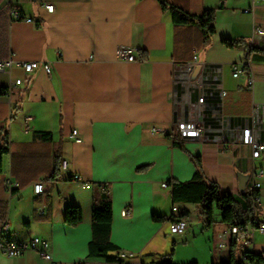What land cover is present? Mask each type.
<instances>
[{"label": "crops", "instance_id": "1", "mask_svg": "<svg viewBox=\"0 0 264 264\" xmlns=\"http://www.w3.org/2000/svg\"><path fill=\"white\" fill-rule=\"evenodd\" d=\"M167 1L192 15L214 9L210 40L195 24L176 25L158 0H0V59L52 68L50 74L0 71V133H8L10 144L0 175V233L17 241L46 238L60 264L151 263L170 253L177 263L228 260L230 244L218 247V235L229 228L221 210L214 209L208 225L200 205L173 201V184L196 172L191 156L200 157L207 179L240 200L238 173L250 175L247 189L252 174L263 170L255 176L261 183L255 214L264 221V155L252 157L245 132L264 139L263 0ZM14 9L31 20L17 18ZM120 46L141 58L119 60ZM194 55L199 84L190 79L194 68H186ZM236 64L253 73L252 88L245 74L233 76ZM17 78L24 81L10 88ZM197 122L202 135L192 131ZM74 129L81 141L71 136ZM105 193L112 202V253L131 251L133 259L89 256L92 210ZM71 204L82 209L76 226L65 221ZM185 212L188 229L171 233L170 222ZM155 213L167 219L155 220ZM248 233L236 247L238 258L244 251L264 253V233L256 225ZM197 239L209 245L203 258L187 249ZM185 255L190 258L179 260ZM52 263L31 250L15 257L0 251V264Z\"/></svg>", "mask_w": 264, "mask_h": 264}, {"label": "trees", "instance_id": "2", "mask_svg": "<svg viewBox=\"0 0 264 264\" xmlns=\"http://www.w3.org/2000/svg\"><path fill=\"white\" fill-rule=\"evenodd\" d=\"M164 11H168L172 21L176 25H197L203 33L205 41H209L215 29L214 9H207L201 15H192L184 9L169 3L167 0H158ZM22 17L23 14L21 13ZM228 46H234L237 42L225 40ZM8 90V87L5 88ZM47 135V133L45 134ZM173 140V143L181 146L178 138L172 134H166ZM9 136L7 132L0 133V175L3 172V156L9 152ZM60 158L56 155V160ZM196 164V172L193 177L184 182H175L172 187V198L174 202L194 203L202 208L203 216L208 225L214 221L213 212L217 208L223 214V223L228 227L240 226L245 234L249 226H255L257 222L255 210L256 202L259 200V191H244L242 193L243 200H240L236 195L222 191L220 185L206 178L204 175L201 159L198 156H191ZM59 163V161H58ZM61 164V163H60ZM59 172V164H57L51 178L57 179ZM187 212L182 214L184 218ZM153 218L155 220H165L166 216H160L156 213ZM173 219V216L170 217ZM82 220V209L77 204H71L65 209V221L71 226H76ZM93 220V238L89 242V256L106 259L107 262H119L121 258L118 254H113L112 251L117 249V246L110 240V231L112 226V202L108 194L103 195L100 203L95 204L92 210ZM237 243L231 242V256L228 260L215 262L219 264H264V253H254L252 251H244L241 258L236 254ZM152 264H199L192 261L187 263H177L172 259V253L166 254L159 262ZM214 264V263H213Z\"/></svg>", "mask_w": 264, "mask_h": 264}, {"label": "built area", "instance_id": "3", "mask_svg": "<svg viewBox=\"0 0 264 264\" xmlns=\"http://www.w3.org/2000/svg\"><path fill=\"white\" fill-rule=\"evenodd\" d=\"M264 4V0H263ZM47 9L49 11H53L54 5L48 3L46 5ZM246 11H249L246 9ZM14 16L17 18L25 19L27 21H30L31 18H26L22 17L21 13L18 10H13ZM261 33H264V29H259ZM117 57L121 61H136L141 58V55H139L136 50L130 46H120L117 49ZM197 64V56L194 55L193 60L189 62V64L186 66L188 72H191L192 69L195 67ZM14 67L21 68L23 71L26 73L30 74L34 72L37 69H43L46 73L50 74L52 72L51 65L47 62H41L37 60H31V61H16L12 59L11 57L5 58V59H0V71H11ZM232 74L233 76H239L242 74L246 75V80L249 88H252L254 85V76L252 72H249L246 67L240 66V65H234L232 67ZM24 81L23 78H17L12 84L10 85V88L13 84H21ZM192 83L199 84L201 82L200 78H195L194 80H191ZM226 94L225 91L221 93L222 96ZM31 117L28 116L25 120L26 122V128L29 129V119ZM189 125L185 124V127L183 125V129L187 128ZM192 131L195 133L201 134L203 133V125L201 122L194 123L192 125ZM250 128L247 127L245 130L246 132V141L251 146V155L253 158H260L264 155V139L261 140L259 138L254 137L252 134L249 137L248 133L250 132ZM71 136L76 140V141H81V137L78 133V130L74 129L71 133ZM64 166H67V163H64ZM263 170L260 172H254L252 174L253 176V181L251 185L245 189L244 191H259L261 188V183L255 179V176L257 174H262ZM72 179L74 180H81L80 176L78 174L72 175ZM7 187H12L13 183H7ZM40 183L35 184V191L37 193L40 192ZM163 187H167L168 183L163 182L162 183ZM242 191V193L244 192ZM259 199V198H258ZM129 213L128 209H124L122 211L123 215H127ZM7 226V225H6ZM5 228L7 229V227ZM256 226L264 233V221H257ZM189 227V221L185 218H177L174 219L170 222L169 224V229L170 232L173 234H181L184 233ZM248 231L244 234L242 232V228L240 226H232L229 227L227 231L222 232L218 235V247L223 248V244H230L231 242H235L237 244H243L246 243L248 240ZM35 251L40 257L49 259L53 263L52 264H60L56 261L53 260L52 253L50 251V243L49 241L41 236H35L32 237L31 239L27 241H17L13 238H11L7 234V230L3 231L0 233V251L6 255L7 257H15L24 254L26 251ZM118 256L121 258V260H126V259H133L137 257V254L131 251H126V250H118L117 251ZM151 263H143L142 261L133 262L130 261L129 264H152ZM214 264H219V263H214Z\"/></svg>", "mask_w": 264, "mask_h": 264}, {"label": "rangeland", "instance_id": "4", "mask_svg": "<svg viewBox=\"0 0 264 264\" xmlns=\"http://www.w3.org/2000/svg\"><path fill=\"white\" fill-rule=\"evenodd\" d=\"M257 205H258V203H257ZM202 241H203L202 239L201 240L197 239L196 242H193L192 246H189L187 248L191 252H194V253L198 254L197 256H199V258H203L201 256H203L204 254H206V252L209 251V245H208V248H207V244L205 246V243L202 242ZM204 241H206V240L204 239ZM206 242H208V241H206ZM220 249H222V248H220ZM224 249H226V248H224ZM237 256H238V250H237ZM185 258H190V257H189V255L179 256V260H188V259H185ZM207 264H211V262H209Z\"/></svg>", "mask_w": 264, "mask_h": 264}, {"label": "water", "instance_id": "5", "mask_svg": "<svg viewBox=\"0 0 264 264\" xmlns=\"http://www.w3.org/2000/svg\"><path fill=\"white\" fill-rule=\"evenodd\" d=\"M200 71V66H195L193 71L191 72V75H190V79L191 80H194L198 74V72ZM249 176L250 175H247V174H244L242 172H239L238 173V177H239V188L241 191H244L245 188H246V184L249 180Z\"/></svg>", "mask_w": 264, "mask_h": 264}]
</instances>
